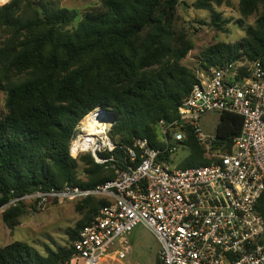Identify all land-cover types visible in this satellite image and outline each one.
I'll use <instances>...</instances> for the list:
<instances>
[{
    "label": "trees",
    "instance_id": "obj_1",
    "mask_svg": "<svg viewBox=\"0 0 264 264\" xmlns=\"http://www.w3.org/2000/svg\"><path fill=\"white\" fill-rule=\"evenodd\" d=\"M101 1L99 10L82 17L42 0H9L0 6V91L6 95L0 118V209L39 191L66 184L91 189L115 178V170L96 164L91 154L70 156L76 128L98 107L113 115L110 134L119 145L148 139L154 147H165L159 124L178 118L197 82L198 69L183 64L194 42L188 28L177 25L178 7L190 1L196 10L212 12L210 25L224 30L228 21L217 9L236 2L238 22L247 26L238 43L217 42L203 50L200 69L264 61V0ZM251 20L254 24L246 25ZM242 125V117L221 114L214 151L229 152ZM183 145L190 153L178 168L217 161L191 130ZM115 155L116 167L125 169L123 152ZM107 204L98 197L79 201L77 209L86 218L69 229L68 245L48 247L43 254L16 240L0 247V264H72L79 231ZM37 206L34 201V211ZM257 210L264 219V193ZM27 213L26 201L19 200L2 220L14 231Z\"/></svg>",
    "mask_w": 264,
    "mask_h": 264
},
{
    "label": "built area",
    "instance_id": "obj_2",
    "mask_svg": "<svg viewBox=\"0 0 264 264\" xmlns=\"http://www.w3.org/2000/svg\"><path fill=\"white\" fill-rule=\"evenodd\" d=\"M93 113L107 118L96 123L93 117L92 123L83 124ZM210 113L243 118L229 152L214 151L216 134H206L201 126L202 117ZM114 123L113 115L98 107L81 120L70 145L73 159L91 154L96 164L115 170L114 179L91 189L66 184L39 191L0 210L19 200L38 201L39 206L51 200H107L73 242L79 264H101L111 255L126 259L127 252L117 250V244L139 226L158 241V264H264V219L257 210L264 193V61L197 70V82L178 118L159 124L163 148L148 139L119 145L110 134ZM189 130L207 152L214 151L217 161L197 168L170 166L165 156L171 159L175 143L187 141ZM117 150L125 156V169L115 165Z\"/></svg>",
    "mask_w": 264,
    "mask_h": 264
},
{
    "label": "rangeland",
    "instance_id": "obj_3",
    "mask_svg": "<svg viewBox=\"0 0 264 264\" xmlns=\"http://www.w3.org/2000/svg\"><path fill=\"white\" fill-rule=\"evenodd\" d=\"M1 1V0H0ZM7 0H2L5 3ZM44 4L53 6L56 10H68L78 16H84L88 12L97 11L102 7L101 0H42ZM235 7L223 6L217 10L221 14L222 21H228L219 30L211 26L213 15L209 11L196 10L192 2L188 6L178 7V24L188 28L194 42V49L183 61V64L193 70L200 69L201 53L203 50L217 42L238 43L244 36L247 26H241L238 22L239 15ZM203 21L208 25H200ZM78 22H75L76 25ZM254 24V20L246 25ZM6 95L0 91V118L6 113ZM220 121V116L210 113L202 117L201 126L208 135H215ZM176 151L171 155L170 166L177 167L190 153L189 148L181 143H175ZM82 170V169H81ZM79 201L51 200L33 210L34 201L26 202L28 213L22 218L19 226L11 231L3 222L2 214L6 209L0 210V247L8 245L13 241L27 242L43 254L46 249H57L69 244L67 232L75 228L79 221L86 218L85 212L77 209ZM117 250L127 252V258L118 260L111 255L101 264H158L160 245L155 236L143 226L136 228L124 243L117 244ZM81 259L76 256L72 264H79Z\"/></svg>",
    "mask_w": 264,
    "mask_h": 264
},
{
    "label": "bare ground",
    "instance_id": "obj_4",
    "mask_svg": "<svg viewBox=\"0 0 264 264\" xmlns=\"http://www.w3.org/2000/svg\"><path fill=\"white\" fill-rule=\"evenodd\" d=\"M1 1H0V3L3 4V2H1ZM93 117H95L96 123H101L102 122L101 118H107V117H100V116L98 117L96 113H93L90 116H88L86 119L83 120V124L87 125L89 121L92 123L93 121L91 120V118H93Z\"/></svg>",
    "mask_w": 264,
    "mask_h": 264
}]
</instances>
